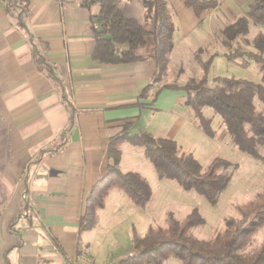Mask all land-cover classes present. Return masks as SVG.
Masks as SVG:
<instances>
[{
    "label": "crops",
    "instance_id": "0c3cea01",
    "mask_svg": "<svg viewBox=\"0 0 264 264\" xmlns=\"http://www.w3.org/2000/svg\"><path fill=\"white\" fill-rule=\"evenodd\" d=\"M165 1L174 26L173 48L162 81L152 85L151 35L138 50L141 61L112 65L91 58L97 4L85 7L81 0H28L29 36L0 0V264H99L98 256L111 264L135 252L132 243L110 261L101 242L108 234H112L109 247L120 240L113 236L121 221L114 212L119 213L127 200L118 188L108 192L104 208L96 211V225L79 230L87 193L109 163L108 138L129 124L131 132L145 128L153 137L177 143L189 119L199 124L185 105L184 91L158 89L181 87L189 79L200 78L203 70L183 80L191 63L197 61L202 67L211 55L215 57L210 68L217 60L232 67L233 62L225 57L228 51L239 39L249 43L264 32L248 21L247 36L225 43L224 29L246 14L250 0H211L216 6L199 17L184 0ZM119 8L125 17L152 31L141 1L120 0ZM31 41L51 65L59 86L35 67ZM174 64L180 65L175 77L171 74ZM213 131L211 139L218 144L219 135ZM122 145L120 171L138 174L151 189L141 171L123 167ZM111 193L116 200L113 209ZM152 194L151 189L150 200L139 211L146 210ZM132 225L131 239L136 231Z\"/></svg>",
    "mask_w": 264,
    "mask_h": 264
},
{
    "label": "trees",
    "instance_id": "16d2710c",
    "mask_svg": "<svg viewBox=\"0 0 264 264\" xmlns=\"http://www.w3.org/2000/svg\"><path fill=\"white\" fill-rule=\"evenodd\" d=\"M138 1L144 7L145 19L152 23L151 32L136 20L123 15L119 8L120 0H81L80 5L99 6L93 18L98 28L93 29L95 47L91 55L96 62L116 65L141 61L143 57L138 55V50L146 45L148 36H153V85L160 83L166 73L168 56L173 48L174 26L165 0ZM1 2L8 14L13 15L30 36L27 30L28 0ZM184 4L198 17L216 6L211 0H184ZM248 21L264 29V0H250L246 14L224 29L225 43L237 36H247ZM248 44L255 52L246 55L260 65L259 82L218 76L213 79V84H209L208 72L215 57L211 55L202 63L203 74L199 79H190L181 87L161 86L158 91L162 88L184 91L187 94L185 105L192 109L201 131L209 138L214 137L212 120L203 115L202 108H211L232 135L238 150L258 160L260 156L254 139L259 142L264 140V115L255 111L253 100L257 98L264 105V32H258ZM241 55L237 51L229 52L225 57L232 61ZM32 60L38 70L60 85L51 65L33 43ZM71 124L72 119L66 129L69 130ZM129 129V124H125L118 133L108 138L106 156L109 163L105 174L87 193L84 214L79 220L80 232L96 225V211L104 208L105 198L113 188L121 190L140 209L150 200L148 184L138 174L119 169L120 145L123 143L143 149V156L153 166L158 179L173 181L185 191H194L209 205H216L230 181V176L219 173V169L232 167L231 162L214 158L204 168L192 154L181 152L174 140ZM238 213L239 217L227 219L225 228L211 240H197L189 232L192 227L205 222L197 208L181 221L168 214L165 227H148L143 235L133 230L135 252L115 264H164L170 257L181 264H264V242L256 249L248 250L252 237L264 227V190L256 199L241 206Z\"/></svg>",
    "mask_w": 264,
    "mask_h": 264
},
{
    "label": "rangeland",
    "instance_id": "374dc122",
    "mask_svg": "<svg viewBox=\"0 0 264 264\" xmlns=\"http://www.w3.org/2000/svg\"><path fill=\"white\" fill-rule=\"evenodd\" d=\"M260 28L262 27L260 26ZM253 31L254 28H252L251 32ZM237 51L242 53V55L232 60V67L226 66L225 63H221L219 60L213 63L208 77L209 84H213L214 77L218 76L241 78L255 82L260 81V65L246 55V53L255 52L254 48L250 44L245 43L244 39H239L234 48L228 52L233 53ZM195 62L196 65L191 63L189 74H187L188 76L184 77L183 80L197 75V70L202 73V67L197 61ZM178 68H180L179 64H174L173 67H171V74L174 77L177 74ZM187 70L188 69H186V71ZM253 105L257 113L264 115V105L257 98H254ZM202 113L212 120V128L219 135V141L217 140L218 144L214 139L207 137L201 131L200 126L195 125L192 119L188 120L183 129L190 130V133H183L182 130L180 137L177 138V143L180 145L179 148L181 152L192 154L204 168L207 167L214 158H222L232 163V167L230 168L219 169V173L230 176V181L220 194L216 205H209L205 199L197 193L192 190L185 191L173 181L164 180L160 183L153 166L143 157V149L141 147H132V145L128 143H123L121 146L124 155L123 167H132L141 171L147 181H149L153 194L152 200L147 204L145 211H139L130 199L125 196L127 203L120 207L119 213L114 212V215L120 217L121 221L116 223L118 228L115 229L116 234H113V236H119L118 239L120 240L115 247H109L112 234H108L107 238L101 240L110 254L107 256L110 261L117 258L118 251H127L129 246L132 247V224H135L136 232L139 235H143L148 227H165L168 214H172L176 220L181 221L192 209L197 208L205 222L202 225L192 227L189 232L197 240H211L225 228L227 219L230 217H239L238 209L241 206L256 199L257 196L263 192L264 140L259 142L257 139H254L255 149L260 159H253L248 154L238 150L232 135L228 132L221 118L216 115L211 108H202ZM196 121V124H198V120ZM143 129V131H146L145 128ZM150 133L154 134V132ZM138 157L140 160H138ZM113 196L114 193H111V198L109 199V206L112 209L116 207V200L113 199ZM116 220H118V218ZM262 242H264V227L259 229L252 237L248 250L251 251L256 249ZM102 260H104V256H98L96 263L97 261L100 262L99 264L110 263L107 262L106 258V262ZM112 261L111 264H115L118 260ZM164 264H181V262L170 257Z\"/></svg>",
    "mask_w": 264,
    "mask_h": 264
}]
</instances>
